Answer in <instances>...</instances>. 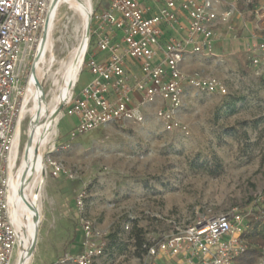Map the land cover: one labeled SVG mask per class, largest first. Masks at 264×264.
<instances>
[{
  "label": "rangeland",
  "instance_id": "rangeland-1",
  "mask_svg": "<svg viewBox=\"0 0 264 264\" xmlns=\"http://www.w3.org/2000/svg\"><path fill=\"white\" fill-rule=\"evenodd\" d=\"M251 3L235 4L240 14L233 18L234 33L245 37L251 29L264 39V0L250 7ZM57 6L40 61V112L53 108L51 99L85 36L83 16L65 0L54 9ZM218 44L215 55L184 68L186 74L217 77L228 87V93L220 95L186 86L178 120L189 134L165 131L154 115L144 123L115 121L73 134L78 119L62 107L55 131L42 147L46 173L37 180L38 189L33 180L27 187L40 206L37 244L29 264H52L62 254L74 253L83 236L82 220H90L106 236V250L94 264H140L137 230L159 239L226 210L243 213L250 232L253 227L264 231V62L254 67L238 38ZM93 51L92 44L89 55ZM34 60L32 55L28 75ZM85 65L86 59L72 89L75 94L93 78ZM27 86L26 78L22 84L26 94ZM33 105L32 100L28 108ZM31 121L27 112L15 172L26 153ZM48 157L61 163L65 173L58 177L48 173ZM81 192L85 193L82 210L75 202Z\"/></svg>",
  "mask_w": 264,
  "mask_h": 264
},
{
  "label": "built area",
  "instance_id": "built-area-1",
  "mask_svg": "<svg viewBox=\"0 0 264 264\" xmlns=\"http://www.w3.org/2000/svg\"><path fill=\"white\" fill-rule=\"evenodd\" d=\"M93 1L88 45L79 70L80 76L86 59L93 78L63 104L66 113L78 119L73 134L115 121L144 123L149 115L165 131L189 134L178 120L186 86L220 95H226L228 87L217 77L186 74L181 64L189 52L213 56L217 42L227 36L237 38L233 18L238 0L227 6L224 0H107L106 4L98 0L95 6ZM51 3L0 0V264H14L21 244L12 216L10 174L16 166L13 152L25 115L22 84L31 77L29 58L35 57ZM245 49L254 67L263 64L264 39L256 32L250 33ZM46 163L52 176L65 173L54 158L48 157ZM84 198L81 192L75 199L80 210ZM82 222L80 251L66 252L52 264H94L104 254L105 234L90 220ZM248 229L246 216L236 209L199 218L162 238L148 237L140 264H235L250 246L245 237ZM257 264H264V256Z\"/></svg>",
  "mask_w": 264,
  "mask_h": 264
},
{
  "label": "bare ground",
  "instance_id": "bare-ground-1",
  "mask_svg": "<svg viewBox=\"0 0 264 264\" xmlns=\"http://www.w3.org/2000/svg\"><path fill=\"white\" fill-rule=\"evenodd\" d=\"M58 1L59 0H52L50 11L43 29L42 39L34 57L35 60L33 62L31 77L26 88L27 94L23 105V113L26 114L27 112H31L32 115V121L28 132V141L26 143V153L23 155L24 157L19 166V171L17 172L16 170L15 172L13 170L10 174L12 216L20 230L21 238L16 264H29L33 256L34 247L37 244V225L40 221V206L37 203V197L33 189L27 188L28 183L30 180H33L35 189H38L39 186L36 185L37 180H42L46 173L42 147L49 141L50 136L55 131V124L58 121V108L61 104H64L72 93V89L75 85V81L78 79L79 70L87 49V32L91 14L90 0H65L74 10L83 16L85 36L79 47L75 50L72 59L67 64L63 83L59 92L51 99L50 104L53 105V108L49 110L48 107L45 111L40 112L39 106L42 98L43 86V75H39V72L41 71L40 61L49 39L50 19L60 6L59 5L54 9V6ZM49 47L50 45L47 46L46 50H48ZM32 100L34 105L31 108H28L29 103ZM18 132L19 136L13 152L15 162H17L19 158L21 147V125L18 128ZM33 175L34 178H32Z\"/></svg>",
  "mask_w": 264,
  "mask_h": 264
},
{
  "label": "trees",
  "instance_id": "trees-1",
  "mask_svg": "<svg viewBox=\"0 0 264 264\" xmlns=\"http://www.w3.org/2000/svg\"><path fill=\"white\" fill-rule=\"evenodd\" d=\"M252 3L249 5L250 7L254 6V4L257 2V0H251ZM255 13H252V17L255 18ZM261 210H263L264 214V193H263V199L261 202ZM264 218V215L262 216ZM245 237L248 240L250 246L249 248L237 259L235 260V264H257L259 259L264 256V231H257L256 228H252V231L250 232L247 230L245 233ZM136 242L138 245L139 253H144L143 245L148 242V238L143 234V231L141 229L137 230L135 234Z\"/></svg>",
  "mask_w": 264,
  "mask_h": 264
},
{
  "label": "crops",
  "instance_id": "crops-1",
  "mask_svg": "<svg viewBox=\"0 0 264 264\" xmlns=\"http://www.w3.org/2000/svg\"><path fill=\"white\" fill-rule=\"evenodd\" d=\"M232 1H233V0H224V6H227L228 3H232ZM237 9H238V8H237ZM237 13L240 14L239 9H238ZM237 13H236V14H237ZM235 16H236V15H235ZM235 16H234V17H235ZM245 26L248 28V25L245 24ZM224 29H225V28L221 27L220 30H224ZM249 30H250V31H249V34H248L247 36H245V37H244V36L237 37L238 40H241V41L243 42V49H244V51H245L246 53H248V52H247L246 49H245V43L247 42V40H248V38H249V36H250V33L253 32V31H251V29H249ZM237 38H236V39H237ZM228 40H230V36H227L225 40H221V41L217 42V44H218V43L220 44V42H224V41H228ZM219 44H218V47H219ZM220 46H221V44H220ZM208 57H209V56H206V55H201V54H196V53H190V52H189V53L186 55L184 61L182 62V64H181V68H182V70L184 71V68L186 67V65H190L191 63H194L195 61L206 60V58H208ZM184 72H185V71H184ZM80 242H81V239H80L79 243L77 244L74 253H77V252L80 251Z\"/></svg>",
  "mask_w": 264,
  "mask_h": 264
},
{
  "label": "water",
  "instance_id": "water-1",
  "mask_svg": "<svg viewBox=\"0 0 264 264\" xmlns=\"http://www.w3.org/2000/svg\"><path fill=\"white\" fill-rule=\"evenodd\" d=\"M78 2H80V1H78ZM89 32H90V23H89V25H88V32H87L88 36H89ZM32 70H33V68H32ZM62 107H63V104H61V105L59 106V108H58V112L61 111Z\"/></svg>",
  "mask_w": 264,
  "mask_h": 264
}]
</instances>
